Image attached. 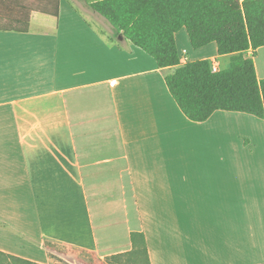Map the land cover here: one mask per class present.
<instances>
[{
	"label": "crops",
	"instance_id": "crops-1",
	"mask_svg": "<svg viewBox=\"0 0 264 264\" xmlns=\"http://www.w3.org/2000/svg\"><path fill=\"white\" fill-rule=\"evenodd\" d=\"M111 34L83 0L0 30V250L49 264L50 241L104 258L139 231L150 264H264V119L190 120L165 82L175 67ZM175 39L181 64L230 65L184 27ZM253 61L264 78V45Z\"/></svg>",
	"mask_w": 264,
	"mask_h": 264
},
{
	"label": "trees",
	"instance_id": "trees-1",
	"mask_svg": "<svg viewBox=\"0 0 264 264\" xmlns=\"http://www.w3.org/2000/svg\"><path fill=\"white\" fill-rule=\"evenodd\" d=\"M122 35L152 56L159 67H175L165 76L168 90L192 121L215 111H239L264 119V78L253 57L264 45V0H83ZM60 0H0V30L28 32L33 12L57 18ZM185 28L194 49L215 42L219 54H231L227 68L212 71L207 59L180 63L175 34ZM251 50V54L246 52ZM132 249L106 257L110 263L150 264L145 236L131 233ZM0 264H41L0 250Z\"/></svg>",
	"mask_w": 264,
	"mask_h": 264
},
{
	"label": "rangeland",
	"instance_id": "rangeland-1",
	"mask_svg": "<svg viewBox=\"0 0 264 264\" xmlns=\"http://www.w3.org/2000/svg\"><path fill=\"white\" fill-rule=\"evenodd\" d=\"M45 245L50 257L49 264H112L106 257L100 258L92 251H79L71 246L50 241ZM113 264L126 263L123 260L122 262L114 260Z\"/></svg>",
	"mask_w": 264,
	"mask_h": 264
},
{
	"label": "built area",
	"instance_id": "built-area-1",
	"mask_svg": "<svg viewBox=\"0 0 264 264\" xmlns=\"http://www.w3.org/2000/svg\"><path fill=\"white\" fill-rule=\"evenodd\" d=\"M211 68H212V71H217L219 69L216 62H212Z\"/></svg>",
	"mask_w": 264,
	"mask_h": 264
}]
</instances>
